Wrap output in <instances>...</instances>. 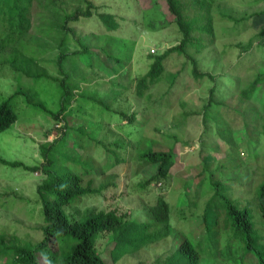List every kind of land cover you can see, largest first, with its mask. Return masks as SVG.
Returning a JSON list of instances; mask_svg holds the SVG:
<instances>
[{
	"label": "rangeland",
	"instance_id": "rangeland-1",
	"mask_svg": "<svg viewBox=\"0 0 264 264\" xmlns=\"http://www.w3.org/2000/svg\"><path fill=\"white\" fill-rule=\"evenodd\" d=\"M91 1L102 11L114 13L120 24L109 30L93 16L74 25L81 40L98 51L96 61L101 58L105 66L98 63L87 68V59L81 55H66L65 70L72 91L69 102L63 100L60 82L52 78L64 75L57 65L61 49L55 47L51 29L64 14L85 12L87 2L39 0L31 8L24 1L17 8L24 7L26 16L15 20L10 9L16 5L0 3V45L7 46L0 50V104L16 94L11 104L18 115L14 124L0 132V156L30 166L41 164L40 144L60 138L58 128L64 124H55L45 108L53 112L63 108L69 127L51 151L56 160L54 169L60 174L89 171L87 179L93 178L101 190L85 195L78 204L65 206L69 214L81 219L94 210L116 208L146 221L153 217L149 205L158 194L163 192L171 204L170 235L124 255L115 264H155L159 258L164 262L175 252L176 235L187 236L199 245L200 264H239L241 257L245 264H258L255 254H244L231 229L208 243L202 235V216L213 193L210 181L217 177L230 198L253 210L254 221L264 234V220L253 203L264 180V84L251 99L242 95L252 79L264 73V39L254 40L249 51L241 48L264 27V0H216V44L199 53L189 50L200 60V68L212 72L214 79L205 77L200 84L192 74L191 62L183 67L187 58L173 54L161 79L142 97L136 94V84L150 69L153 58L149 52L164 51L181 37L174 16L164 0ZM39 3L42 16L35 17ZM222 14L233 19H224ZM75 45L67 43L65 50H74ZM172 80H176L173 85ZM133 111L137 120L129 124L122 112ZM116 143L120 147L112 148ZM153 146L178 151L166 189L144 184L157 165L137 170L138 154ZM114 153L128 158L115 163ZM44 178L41 171L0 161V264H14L15 254L3 252V245L31 246L44 239L43 204L38 194ZM209 217L212 219V212ZM221 217L225 221L226 213L222 211ZM164 229L165 225L156 224L153 231ZM112 240L113 233L107 231L97 241L99 252L108 260ZM74 243L72 238H58L54 246L51 243L38 253L40 264L50 258L52 264H62ZM219 250L223 254L219 255Z\"/></svg>",
	"mask_w": 264,
	"mask_h": 264
},
{
	"label": "trees",
	"instance_id": "trees-1",
	"mask_svg": "<svg viewBox=\"0 0 264 264\" xmlns=\"http://www.w3.org/2000/svg\"><path fill=\"white\" fill-rule=\"evenodd\" d=\"M24 1H27L32 8L39 0H0V3H11V7L16 5L15 9H10L12 12L10 17L15 20L21 15L26 16V14H23L24 7L17 8ZM85 1L88 4L85 12L76 11L73 14H64L62 17L63 20L61 21L59 19V21H56V26H53L51 29V32L54 33L51 36L56 43L55 47L61 49L57 57V65L60 70L59 72L64 77L48 76L60 82L64 91V102L70 101L72 93L71 88L68 86L70 84V75L65 70L66 55H81L82 58L87 59V68H93L98 63L102 64V67L105 66L101 58L96 61L94 54L98 51H96L93 45L86 42L85 39L81 40L74 25L83 17L88 18L93 16L98 17L109 30L116 29L120 24L114 13L112 14L105 10L102 11L101 7L91 0ZM164 2L167 4L170 14L174 16V24L177 25L181 37L174 44L166 47L164 51H158L156 53L149 52V56L153 58L150 69L146 74L138 77L136 84V94L140 97L144 96L147 91L158 83L162 77V73L166 69L167 59L173 54L187 58L183 62V67H187L188 63L191 62L192 74L200 84L201 80L205 77L215 78L212 72L200 68V60L194 54H190L189 50L194 49V51L199 53L216 44L215 18L213 14V7L216 0H164ZM1 8L2 6L0 5V10ZM41 9L42 7L39 3L36 9L38 10V14H35V17L42 16V14L39 16ZM14 11L18 13L17 17L14 16ZM222 18L233 19L232 16L227 14H222ZM256 39H264V27L261 28L259 34L257 33L247 45L241 46L242 44L237 43V46L240 45L243 50L249 51ZM71 42L78 44L75 45L76 49L70 50L69 47L65 50L66 44L68 43L69 45ZM6 48L7 46L0 45V50H5ZM66 51L70 52L67 53ZM224 52L226 50H223ZM263 78L264 73H258L252 79L242 92L244 99L249 100L255 95L259 85L264 84ZM175 81L172 80L171 85L175 84ZM210 91L213 94V88ZM15 95L10 96L5 102L0 104V132L9 128L18 119V115L11 104V100ZM210 105L211 102L208 106ZM45 110L53 115L55 124L62 123L63 121L64 124L62 128H58L61 133L60 138L57 137L49 141L48 144H40L39 148L43 162L30 166L21 161H9L0 156V161L3 163L22 166L26 170L41 171L45 175L42 183L38 186V194L43 204L45 225L42 230L44 232V239L31 246L18 244L3 245V252H13L15 254L13 263L40 264L38 253L51 243L54 246L60 237L72 238L75 242L70 251L66 253L62 264H115L124 255L168 237L172 231V207L163 192L157 195L155 203L149 205V210L152 212L153 217L146 221L132 218L129 212H120L116 208L99 211L94 210L89 216L81 219L73 217L74 215L66 211L65 206L78 204L85 195L100 193L101 190L95 186L93 178L87 179L90 176L89 171L85 173L69 171L60 174L54 169L56 160L51 157V151L57 146L58 140L67 135L69 123L65 120L67 114H65L63 108L57 112L46 108ZM122 116L126 117L125 119L127 121L129 120V124H135L137 120V113L134 111L128 114L122 112ZM111 147L116 148L120 146L116 143L111 145ZM107 151L111 152L112 149H107ZM112 156L115 163L118 164L125 162L128 158L119 153H114ZM177 157L178 151L175 147L153 146L139 153L137 157V170L139 172L148 165H157L155 173L147 178L144 184L147 186L155 183L161 185V188L166 189L167 183L171 178L172 168L176 165ZM210 165H205V171H208ZM210 184L209 190L213 193L205 203L204 214L202 216L205 228L202 235L206 236V241L211 243L220 237L223 231L231 229L234 236L242 243L244 254L253 253L257 256L258 264H264V234L259 231L254 221L253 210L243 208L240 202L230 198L228 196L229 191H226L225 186L217 177H214L210 181ZM198 197L199 192L197 193ZM185 203H188L187 200ZM253 203L260 213V217L262 216L261 218L264 220V180L258 187L257 197ZM222 211L223 214L226 213L225 221H222ZM211 212L213 214L212 219L209 217ZM223 216L225 217V215ZM156 224L165 225V229L160 232H154L153 228H155ZM262 224L264 225V222ZM107 231L113 233V240L111 241L113 246L111 259L109 260L105 259L97 248L98 238ZM176 236H178L179 241L175 246V252L171 256H168L164 262H161L162 260L160 258L156 259L155 264H200L202 251L199 249V245L187 236ZM0 241L3 242L1 238ZM216 244L219 245L221 242L217 241ZM218 254H223V252L219 250ZM45 261L46 264L53 263L51 258ZM239 264H245L242 257L240 258Z\"/></svg>",
	"mask_w": 264,
	"mask_h": 264
}]
</instances>
